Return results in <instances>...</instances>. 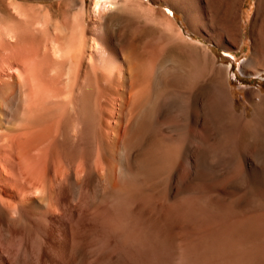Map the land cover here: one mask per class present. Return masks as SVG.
<instances>
[{
  "label": "bare ground",
  "instance_id": "1",
  "mask_svg": "<svg viewBox=\"0 0 264 264\" xmlns=\"http://www.w3.org/2000/svg\"><path fill=\"white\" fill-rule=\"evenodd\" d=\"M32 1L0 0V264H264V109L176 16L229 54L246 0ZM251 32L259 74L264 0Z\"/></svg>",
  "mask_w": 264,
  "mask_h": 264
},
{
  "label": "rangeland",
  "instance_id": "2",
  "mask_svg": "<svg viewBox=\"0 0 264 264\" xmlns=\"http://www.w3.org/2000/svg\"><path fill=\"white\" fill-rule=\"evenodd\" d=\"M70 1L63 0L61 1L60 6L57 7L56 5L59 14L66 13L68 11L70 7ZM93 1L94 0H87L88 13H90L91 11ZM256 1L257 0L245 1L242 11V22L240 26L242 31L243 43H241L240 46L236 47L235 49H232V52H229V54L225 53V51L221 47H218L217 45H212L208 41L202 39L199 35L192 33L191 29L189 28L188 24L184 19V15L181 12L176 11L177 20L182 25L186 34L192 36L197 41H202L203 43L210 45V47L217 56L219 64L232 65L229 73V88L231 90L233 102L237 110L241 113H245V116H248L249 118L250 116H252V114L257 108L262 107L264 109V71H261L259 74H244L242 72L244 62L252 59L254 56L253 38L251 31L252 18L256 9ZM32 2H36L35 4L51 3L50 0H33ZM64 2H67V4H65ZM68 4L69 7L67 6ZM163 6L165 7L166 5ZM171 11L173 10L170 9V12ZM119 23L122 24H118L121 27L125 25V27L123 26L124 28L122 30L123 36H129L130 34H132L133 29L131 30V28L135 27L136 24L134 20L121 19ZM145 29L146 28H144V30H140L137 33L139 35H136V37L139 39V41L136 39V41L138 42L137 45H140L139 48H141L151 36L156 34V32L153 30ZM239 31L237 29L233 32V41L236 40L233 43V45L235 46L237 45L235 43H237V33H239Z\"/></svg>",
  "mask_w": 264,
  "mask_h": 264
}]
</instances>
